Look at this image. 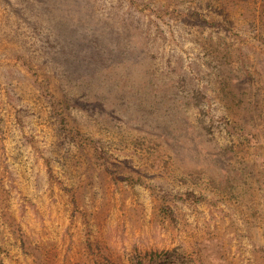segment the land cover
Here are the masks:
<instances>
[{
	"label": "rangeland",
	"instance_id": "1",
	"mask_svg": "<svg viewBox=\"0 0 264 264\" xmlns=\"http://www.w3.org/2000/svg\"><path fill=\"white\" fill-rule=\"evenodd\" d=\"M0 264H264V0H0Z\"/></svg>",
	"mask_w": 264,
	"mask_h": 264
},
{
	"label": "trees",
	"instance_id": "2",
	"mask_svg": "<svg viewBox=\"0 0 264 264\" xmlns=\"http://www.w3.org/2000/svg\"><path fill=\"white\" fill-rule=\"evenodd\" d=\"M63 123H64V122H63ZM63 123H62V125H64ZM62 129H64V130H65V128H64V127H62Z\"/></svg>",
	"mask_w": 264,
	"mask_h": 264
}]
</instances>
